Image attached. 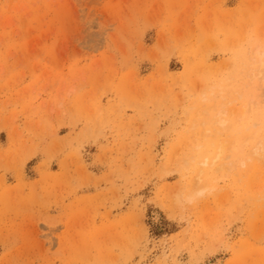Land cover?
<instances>
[{"label": "rangeland", "instance_id": "374dc122", "mask_svg": "<svg viewBox=\"0 0 264 264\" xmlns=\"http://www.w3.org/2000/svg\"><path fill=\"white\" fill-rule=\"evenodd\" d=\"M215 262L264 264V0H0V264Z\"/></svg>", "mask_w": 264, "mask_h": 264}, {"label": "bare ground", "instance_id": "6f19581e", "mask_svg": "<svg viewBox=\"0 0 264 264\" xmlns=\"http://www.w3.org/2000/svg\"><path fill=\"white\" fill-rule=\"evenodd\" d=\"M260 72H261V70H260ZM218 262V261H217ZM215 264H216V262H215ZM218 264V263H217Z\"/></svg>", "mask_w": 264, "mask_h": 264}]
</instances>
